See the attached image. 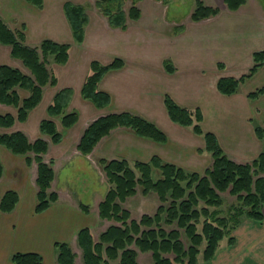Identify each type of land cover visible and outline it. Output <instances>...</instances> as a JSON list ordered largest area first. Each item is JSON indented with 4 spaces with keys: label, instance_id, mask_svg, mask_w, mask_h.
<instances>
[{
    "label": "crops",
    "instance_id": "0c3cea01",
    "mask_svg": "<svg viewBox=\"0 0 264 264\" xmlns=\"http://www.w3.org/2000/svg\"><path fill=\"white\" fill-rule=\"evenodd\" d=\"M42 1V7L38 8L26 0H0V18L12 31L21 32L24 44L29 47H36L44 40L68 44V60L64 65L50 64L56 85L43 89L40 103L24 122L16 120L10 128L0 127V134L19 131L30 142L43 139L48 143L43 159L46 163L53 162L50 191L58 195V200L37 214V168L34 162L31 165L27 162V157L32 159L33 155H15L0 145V201L7 191L18 196L13 211L0 212V264H14L11 257L15 253H37L42 256L43 264H57L55 243L70 245L77 255L79 231L88 228L95 237L93 231L101 221L98 205L104 197L95 192L94 205L83 204L71 191L74 186L69 184L72 182L69 177L60 182L58 169L73 160H79L105 188L106 177L99 163L102 159H124L133 164L148 163L157 157L164 163L199 174L212 165L203 136L171 121L164 104L166 96L180 107L199 109L202 130L215 135L231 160L248 163L264 151V138L260 139L256 132V127L264 131V94L255 100L248 97L264 88V65L235 94L223 95L217 89L220 78L246 74L254 65L253 54L264 51V8L258 0L257 4L247 0L237 11H229L224 5L217 16L195 22L198 27L192 33L183 25L184 31L177 35L173 30L166 32L170 22L157 31L152 22L144 20L139 8L144 0L138 4L139 19H128L125 30L111 28L94 7V0ZM66 3L87 6L88 22L80 43L75 41L66 17ZM250 3L254 6L248 10ZM129 6L125 5V10ZM219 52L222 56L213 59ZM115 60L122 67L107 72L98 84V89L109 95L110 103L98 108L82 96L90 65L97 61L106 66ZM206 61H212L213 75L205 74ZM18 62L11 57L10 46L0 45V65L29 75L28 70L15 65ZM61 89L72 90L67 112L78 114L77 123L69 129H64L58 118L47 113ZM17 93L21 100L29 95L23 89H17ZM119 113L137 115L154 124L166 136V143L118 128L101 139L89 155H82L77 146L89 124L99 117ZM7 114L16 118L17 108L0 103V116ZM46 119H51L62 135L59 144H53L49 136L40 132V123ZM81 205L88 207V212ZM232 237V245L226 244L225 239L212 261L199 264H264V220L242 218Z\"/></svg>",
    "mask_w": 264,
    "mask_h": 264
},
{
    "label": "trees",
    "instance_id": "16d2710c",
    "mask_svg": "<svg viewBox=\"0 0 264 264\" xmlns=\"http://www.w3.org/2000/svg\"><path fill=\"white\" fill-rule=\"evenodd\" d=\"M38 8L42 0H26ZM127 1L130 6L125 10ZM143 0H94V7L104 16L113 29L125 30L127 20L137 21L140 17L138 4ZM169 5L174 0H154ZM247 0H223L229 11H237ZM86 5L66 3L64 11L75 41L81 42L88 22ZM220 9L195 0L190 19L201 22L217 16ZM184 31V26L174 27L177 35ZM0 45L11 47V57L21 62L29 75L17 68L0 65V103L17 108V116H0V127L10 128L15 121L24 122L28 113L41 101L43 89L56 85V76L50 64L64 65L68 60L69 45L44 40L36 47L24 44V35L12 31L0 18ZM254 65L239 78L223 77L217 82V89L223 95L235 94L240 86L250 79L264 65V51L253 54ZM122 67L119 60L109 65L93 61L90 73L82 88L83 98L96 107L104 108L110 103L108 94L98 89L104 75ZM17 89L29 92L25 99H20ZM264 94L260 88L248 97L257 99ZM72 97L71 89L59 90L47 109L51 118H58L64 129L73 127L78 121L76 112L68 113ZM164 104L172 122L192 128L195 134L203 136L205 152L212 158V165L203 174L187 172L175 165L162 162L154 157L148 163L135 162L132 165L122 160H105L99 163L105 174L109 189L98 205V217L110 225L100 233L97 239L88 228L78 233V245L82 250L84 264H138V253H151L153 264H199L209 263L227 239L233 244L232 233L240 225L242 218L255 221L264 220V151L248 163L231 160L221 149L214 134L201 128L202 113L199 109L178 106L169 96ZM118 128L132 130L141 137L156 142L166 143V136L152 123L130 113L110 114L94 120L84 130L78 151L86 156L95 146ZM40 132L50 137L53 144L62 141L51 119L41 121ZM260 139L264 131L256 127ZM0 145L11 153L27 157L28 164L35 163L37 186L35 212L40 214L58 200V195L50 191L54 178L53 162H44L43 155L48 150V143L43 139L30 142L22 132L0 134ZM154 171L160 173L153 178ZM2 166L0 163V177ZM141 189L147 197L156 195L159 206L153 215L143 214L139 220L133 219L131 212L123 207L128 199L133 198ZM228 193L235 198V203L223 211L222 194ZM18 203L14 191H7L0 201V212L13 211ZM83 211L88 208L81 205ZM185 238V241L183 240ZM57 264H75V254L66 243H55ZM14 264H43V258L37 253H15L11 257Z\"/></svg>",
    "mask_w": 264,
    "mask_h": 264
},
{
    "label": "rangeland",
    "instance_id": "374dc122",
    "mask_svg": "<svg viewBox=\"0 0 264 264\" xmlns=\"http://www.w3.org/2000/svg\"><path fill=\"white\" fill-rule=\"evenodd\" d=\"M206 5H210L213 7H217L221 9L224 6L223 0H201ZM256 2V0H252V2ZM256 4H260L262 8H264V0H258ZM195 0H174L169 5H159L154 0H144L143 3L139 6L142 11V15L146 22H152L153 26H156L155 29L157 31L160 28H164L167 26V23H171L166 28V32L172 31L174 27L179 25H185L188 28L189 33H192V30L198 27V25L191 21L190 14L193 10ZM254 3H250L247 5L248 10H251L254 6ZM130 5V2L127 1L126 8ZM222 54L219 52L218 54L213 55V59L215 57H221ZM212 61H206L205 67L208 69L206 70L205 74L213 75V66L210 64ZM16 66L20 67L23 71L25 68L22 66L21 62L15 63ZM51 66V65H50ZM49 66V67H50ZM132 165V164H131ZM59 179L60 182L64 180V178H70L72 182L71 191L74 192L75 195L78 196L80 201L83 204L93 206L94 205V195L95 192L100 193V197H105L107 190L109 189V184L106 179V188L103 183H99L93 175L84 169V166L79 162V160H73L72 162L64 165L62 168L58 169ZM160 173L158 171H154L153 178H158ZM222 198L224 199V206L222 207L223 211L228 209V207L235 203V198L230 196L228 193L222 194ZM102 201V200H101ZM159 201L156 195L151 194L147 197L142 196L141 189L138 188V193L135 197L130 198L127 202L123 205L126 209L131 212L132 218L139 220L143 214L153 215L159 206ZM88 208V207H87ZM110 225L108 222H101L99 221V225L96 229H94L95 239L98 238L100 233L105 231V229ZM185 241V238L183 237ZM225 240L222 241L224 244ZM226 244H228L226 239ZM77 255L75 256L78 259V263L84 264L83 262V254L81 249L76 250ZM75 257V259H76ZM138 264H153L152 255L151 253H138L137 257ZM202 263V262H201ZM115 264V263H112Z\"/></svg>",
    "mask_w": 264,
    "mask_h": 264
}]
</instances>
